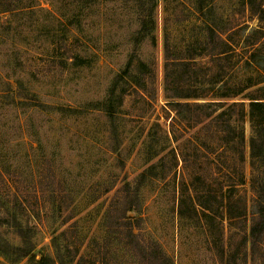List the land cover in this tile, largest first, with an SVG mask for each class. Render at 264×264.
Masks as SVG:
<instances>
[{
  "label": "rangeland",
  "instance_id": "374dc122",
  "mask_svg": "<svg viewBox=\"0 0 264 264\" xmlns=\"http://www.w3.org/2000/svg\"><path fill=\"white\" fill-rule=\"evenodd\" d=\"M249 1L264 5L0 0V264H146L126 228L107 224L126 188L136 238L169 263L262 264L264 247L253 256L250 239L249 115L245 157L212 125L179 118L174 135L165 84L168 44L171 61L196 63L191 89L219 86L205 68L208 25L236 47L219 68L225 80L259 81L264 49L251 43L264 31ZM185 69L170 71L180 79Z\"/></svg>",
  "mask_w": 264,
  "mask_h": 264
},
{
  "label": "trees",
  "instance_id": "16d2710c",
  "mask_svg": "<svg viewBox=\"0 0 264 264\" xmlns=\"http://www.w3.org/2000/svg\"><path fill=\"white\" fill-rule=\"evenodd\" d=\"M249 4L263 26L257 29L256 32L264 31L263 3L255 5L253 1H249ZM207 35L202 49H205L207 56L213 64L206 65L205 68L217 74L214 81L220 80L221 83L216 89L205 88V90L201 92L196 89H191L194 85L190 86V81L186 77L190 78L196 63L192 61V59L188 61H171L169 45L167 44L165 73L166 90L169 96L167 103L171 105L177 113L176 117L172 118V129L175 135V120L179 118L180 121L185 120L186 122L202 124V126L212 125L215 127L217 133H219L221 139L224 137L225 141L237 144L243 157H245L247 148L246 133L241 124L249 115L253 129L250 138V164L252 170L255 171L251 176L255 211L250 226V239L252 253L253 256H255L256 250H261L264 247V84L258 85L264 82V70L259 69L260 71L257 73L261 76V79L250 85H248V83L245 85L241 83L233 84L229 82V80H225L223 76L226 72L219 70V68L224 64H232V57L236 52V47L230 38L223 36L211 25L207 27ZM259 42L260 41H256L255 43L253 41V43H251H258L251 50L252 52L264 49V41H262V43ZM245 49H247V47H245ZM174 64L186 65L182 78L189 83L188 88L185 89L184 87L185 80L183 81L182 78L179 79L176 74L170 71L171 65ZM246 64L250 67H256L257 65L253 57H247ZM174 91L178 93H174ZM210 94L214 96V98L208 101L200 102L190 101L188 99L190 97L199 96L208 97ZM241 94L243 95L242 100H236L235 98ZM246 99L249 101H246ZM187 109L190 113H183ZM182 114L184 115L182 116ZM239 180L240 183L246 182L245 175H241ZM122 191V195L118 194L117 199L113 202V206L108 215L107 224L118 229H121V227L126 228L124 238L146 264H172L168 262V257L165 252L161 248L158 249L159 246L149 250L146 243L136 238L140 233L134 230V221L131 217L127 216V213L132 208L137 209L138 206L137 203H133L135 196L129 188L122 189ZM153 242L155 246L159 244L156 241ZM27 252L28 251H25V254ZM262 256V264H264V253Z\"/></svg>",
  "mask_w": 264,
  "mask_h": 264
}]
</instances>
